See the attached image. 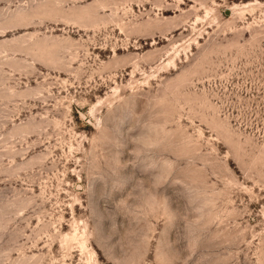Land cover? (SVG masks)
I'll return each instance as SVG.
<instances>
[{"label":"rangeland","instance_id":"374dc122","mask_svg":"<svg viewBox=\"0 0 264 264\" xmlns=\"http://www.w3.org/2000/svg\"><path fill=\"white\" fill-rule=\"evenodd\" d=\"M0 21V264H264V0Z\"/></svg>","mask_w":264,"mask_h":264},{"label":"bare ground","instance_id":"6f19581e","mask_svg":"<svg viewBox=\"0 0 264 264\" xmlns=\"http://www.w3.org/2000/svg\"><path fill=\"white\" fill-rule=\"evenodd\" d=\"M48 9H49V10L51 9L50 11H55V9H54V5H51L49 8L47 7V10H48ZM59 11H60V10H59ZM12 17L15 18V15L12 16ZM12 17H11V18H12ZM4 20H6V19H4ZM7 21H8V20H7ZM7 21H6V22H7ZM1 22H3V24H5L4 21H0V24H2ZM3 24L1 25V26H2L1 28H3V26H4ZM8 24H10V22H9V23H6L5 25H8ZM8 26H10V25H8ZM5 28H6V27H5ZM7 28H8V27H7ZM9 28H10V27H9ZM3 30H4V29H3ZM1 31H2V30H1ZM0 33H1V32H0ZM51 56H52V55H51ZM51 59H52V58H51ZM48 61H49V60H48ZM51 61H53V60H51Z\"/></svg>","mask_w":264,"mask_h":264}]
</instances>
